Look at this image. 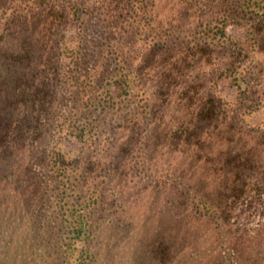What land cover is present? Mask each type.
I'll list each match as a JSON object with an SVG mask.
<instances>
[{"label":"trees","instance_id":"1","mask_svg":"<svg viewBox=\"0 0 264 264\" xmlns=\"http://www.w3.org/2000/svg\"><path fill=\"white\" fill-rule=\"evenodd\" d=\"M153 1L127 0L122 21L118 0H0L1 13L12 12L0 21V264H108L104 224L129 201L145 205L140 223L122 217L115 226L147 248L142 264L175 263L185 245L193 251L198 220L236 229L233 243L199 253L206 264H238L261 247L246 250L245 227L256 221L240 220L251 202L263 208L264 131L233 127L259 78L255 60L233 44L223 68L207 59L208 40L225 39L213 34L218 24L198 23L169 45L174 34L156 24ZM125 28L157 37L142 52ZM250 29H264V18ZM253 39L263 52L264 37ZM220 77L244 87L235 105L214 92ZM60 134L81 142L77 157L57 151ZM230 143L241 144L230 152Z\"/></svg>","mask_w":264,"mask_h":264},{"label":"rangeland","instance_id":"2","mask_svg":"<svg viewBox=\"0 0 264 264\" xmlns=\"http://www.w3.org/2000/svg\"><path fill=\"white\" fill-rule=\"evenodd\" d=\"M102 1L104 0H83V2L88 3L89 5L99 4ZM118 1L121 3L120 7L122 9L120 19L124 21L127 17L125 14L127 8L125 7L126 4L124 2L127 0ZM244 2L247 3L248 8H245V13H242L237 5L246 6ZM4 5L6 6V3ZM121 5H124V7L122 8ZM153 10L155 12L157 21L156 24L158 27H160V22H162V26L172 30L174 34V39L169 45L174 46L177 42H180L183 37L188 35L187 29H189V31L190 29H194L198 23H200V26L195 28L196 30L204 27L208 30V28H206L207 24L212 27H215V24H218V27L216 26L217 28L214 29L215 31L213 34L216 31H219L225 35V39H221L220 42L212 40V38L208 40L210 45L206 50V55L208 56L207 59L210 57V59L216 64V67L223 68L226 62L232 59L230 58L231 52L229 51L230 44H233L235 47L241 49L243 51V56L254 58V69L259 72V78L251 84V90L253 91L251 93L247 92L246 95L243 96V99L245 100V109L236 116L235 119L238 120V124H235L233 127L242 128V130L247 132V134L249 131H255L256 129L264 131V50L263 52H260L261 50L256 49L254 47L253 39V37L263 38L264 29L256 31L253 30L252 32L250 29L253 23H257L264 18V0H154ZM5 12V14H2L0 7V21L1 19H7L12 13L10 9H6ZM222 16L229 17L224 18ZM70 18V22L75 20L72 17ZM77 18L79 19L80 17ZM74 22L76 21L69 23L65 29V35H67L65 47L71 52L76 48L75 41L72 38L77 31L78 25ZM201 23H204V25ZM0 29V33L2 34L5 29ZM125 32L131 37V40L133 41V44L135 43L134 45H136L137 50L139 49L142 52L145 50V40H149V37L151 39H153V37H157V35H152L151 31L136 34L137 32H133L131 29L125 28ZM162 44L164 43H161V45ZM244 61L247 63V59ZM192 69L189 73H187V77L191 76L190 73ZM195 73L196 70L193 71L192 75ZM39 82L40 81H38V83ZM213 89L221 101H228L233 105L237 103L244 92L243 86H239L236 84L234 79L228 77L218 78ZM0 109H3L1 103ZM60 135L62 137L59 139L58 145H56L57 151L66 159L77 157L82 145L81 142L74 136L70 137L66 134ZM240 144L241 143H230L227 151L232 152L233 150H238L237 147ZM260 149V153L262 154L261 157L264 159V144L260 146ZM258 157L260 156L258 155ZM164 161V157L163 159L161 158V164H163ZM198 162L199 163H196V165L204 164L200 160H198ZM157 166L162 167L160 164H157ZM200 177H202V174L198 173L194 179H198ZM126 189L127 192L130 191L132 196L130 187L126 186ZM143 193L147 196L150 194L149 191ZM163 195L164 190L157 188L153 191L152 198L158 200V198ZM128 200L130 199L128 198ZM251 203L254 204V206H250L249 213L244 214L243 218L240 220L243 224L250 221L258 222H252L249 227L247 224L244 225V227L247 225L245 228H251L249 230L245 229L246 231H244L246 234V250L253 248L257 243H261V241L263 242L261 247L258 248L255 256H246V258L244 257V261H242L243 258L235 260L238 264H264V204L263 208L257 210V204L254 202ZM127 207V213L120 214L119 216L116 215L111 224H104V233L102 234L103 236H101L100 248L106 254L108 264H142L144 261V255L146 258L148 256L146 253L147 248L142 249L139 247V242L133 245L134 243L132 242L122 240V232H118L116 230L117 228L115 225L122 223H117L118 219L125 217V221L129 219L132 226L139 224L140 218L144 215L143 211L145 209V205H136L131 208L129 201L127 202ZM119 213H121V211ZM260 214L263 215L260 216ZM256 224H258V227H255ZM148 226L150 227V225ZM190 228L192 232H195V235H192V238L195 239L193 241L194 244L192 243L194 245L193 251L190 252L187 245H185L183 249H180L176 262L172 264H206V262H202L203 258L199 256V253H213L215 248L219 245V241L224 242L226 240L229 241V243H233V238H235V233L233 234V232L236 231L235 228L231 229L226 227V229L223 228L218 230L213 221L206 223L198 220L194 222ZM241 229L243 230V228ZM244 232H241L242 236H244ZM205 247H207V249H205ZM229 248L231 247H228V249ZM228 257L233 259L230 256Z\"/></svg>","mask_w":264,"mask_h":264}]
</instances>
